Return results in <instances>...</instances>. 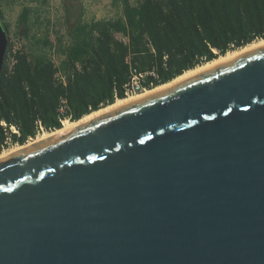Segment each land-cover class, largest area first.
<instances>
[{
    "label": "water",
    "instance_id": "1",
    "mask_svg": "<svg viewBox=\"0 0 264 264\" xmlns=\"http://www.w3.org/2000/svg\"><path fill=\"white\" fill-rule=\"evenodd\" d=\"M0 264H264V47L1 159Z\"/></svg>",
    "mask_w": 264,
    "mask_h": 264
},
{
    "label": "trees",
    "instance_id": "2",
    "mask_svg": "<svg viewBox=\"0 0 264 264\" xmlns=\"http://www.w3.org/2000/svg\"><path fill=\"white\" fill-rule=\"evenodd\" d=\"M31 11L20 16L26 36ZM0 21L9 36L1 7ZM71 36L59 65L45 52H13L9 38L0 75V153L61 129L66 118L76 122L127 98L131 67L155 70L156 78L147 77L151 90L264 39V0H141L136 6L123 0L121 18L80 22Z\"/></svg>",
    "mask_w": 264,
    "mask_h": 264
},
{
    "label": "rangeland",
    "instance_id": "3",
    "mask_svg": "<svg viewBox=\"0 0 264 264\" xmlns=\"http://www.w3.org/2000/svg\"><path fill=\"white\" fill-rule=\"evenodd\" d=\"M130 2L136 6L140 0ZM0 7L4 12L5 22L10 26V41H16L20 48L27 52H45L57 65L64 59L63 51L71 45V32L78 23L118 19L123 16V0H0ZM24 8L32 10L30 32L27 36L25 27L20 24ZM117 37L126 40L120 34H117ZM45 40L51 42L50 47L44 48ZM44 133L46 131L36 138ZM34 139H30L26 144ZM18 147L20 145H13L5 151Z\"/></svg>",
    "mask_w": 264,
    "mask_h": 264
},
{
    "label": "bare ground",
    "instance_id": "4",
    "mask_svg": "<svg viewBox=\"0 0 264 264\" xmlns=\"http://www.w3.org/2000/svg\"><path fill=\"white\" fill-rule=\"evenodd\" d=\"M261 47H264V39L255 41V42H253V43H251V44H249V45H247V46H245L243 48H240L238 50H234V51L228 52L224 56H220V57H218L217 59H215V60H213L211 62L205 63V64H203L201 66H198L195 69L189 70V71L185 72L183 75L177 77L176 79H174L173 81H171V82H169L167 84L158 86V87L153 88L151 90H147L146 92H143V93L138 94V95L130 96V97H127V98L122 99V100L120 99L115 104L110 105V106L105 107V108H102L99 111L93 112V113L85 116L84 118H82L79 121H76V122L68 121V122H66L64 124V126L61 129H58V130H55V131H52V132H49V133L46 132V133H44V135L34 139L32 142H30L28 144L20 146L17 149H14V150H9V151L6 150V151L0 153V160L3 159V158L8 157V156L20 151V150L26 149V148L34 145V144H37V143L42 142L44 140H47V139H49V138H51V137H53V136H55L57 134H60V133H62L64 131H67V130H69V129H71V128H73V127H75V126H77V125L89 120V119H92V118H94L96 116H99L101 114L109 112V111H111L113 109H116V108H118V107H120V106H122L124 104H127L129 102L135 101L137 99H140V98L145 97L147 95H150L152 93H155V92H158L160 90L166 89V88L174 85L175 83H177V82H179L181 80H184V79H186V78H188L190 76H193L195 74L207 71V70L211 69L212 67H214V66H216L218 64H221V63H224V62H227V61H231L232 59H234V58H236V57H238V56H240V55H242V54H244V53H246V52H248L250 50L261 48Z\"/></svg>",
    "mask_w": 264,
    "mask_h": 264
},
{
    "label": "built area",
    "instance_id": "5",
    "mask_svg": "<svg viewBox=\"0 0 264 264\" xmlns=\"http://www.w3.org/2000/svg\"><path fill=\"white\" fill-rule=\"evenodd\" d=\"M11 43L13 44V52H16L17 50H21L19 44L16 41H11ZM14 62H15L14 59H12L10 64L13 65ZM149 76L156 78L157 75H156L155 70L148 71V72H140V71H138L137 68L131 67V79H130L129 83L126 84V86H125L126 97L138 95V94H141V93L149 90L148 85H147V77H149ZM151 85H153V84L151 83ZM62 103H63V106L61 108V111L63 113H65L66 101L62 100ZM68 121H70L69 118L64 119L62 121L63 126ZM42 132H44V130Z\"/></svg>",
    "mask_w": 264,
    "mask_h": 264
}]
</instances>
